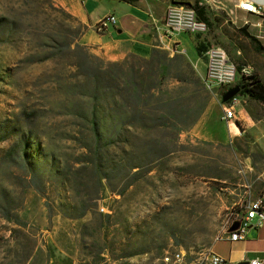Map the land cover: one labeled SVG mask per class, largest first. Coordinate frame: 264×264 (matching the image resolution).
<instances>
[{
	"label": "rangeland",
	"instance_id": "rangeland-1",
	"mask_svg": "<svg viewBox=\"0 0 264 264\" xmlns=\"http://www.w3.org/2000/svg\"><path fill=\"white\" fill-rule=\"evenodd\" d=\"M218 27L187 51L157 43L149 57L111 60L83 43L84 17L60 0H0V264H28L39 247L46 264L60 247L77 264H162L176 250L182 264L207 257L264 169L249 136L218 137L223 94L204 84V52L222 46L261 78L248 34ZM104 86L131 115L96 165L90 117L78 112L103 105Z\"/></svg>",
	"mask_w": 264,
	"mask_h": 264
},
{
	"label": "crops",
	"instance_id": "crops-1",
	"mask_svg": "<svg viewBox=\"0 0 264 264\" xmlns=\"http://www.w3.org/2000/svg\"><path fill=\"white\" fill-rule=\"evenodd\" d=\"M60 1L74 13L84 17L88 29L82 37L83 43L111 60H123L130 54L149 57L157 43H163L167 47H172L173 50L182 51H187L188 41L195 46L197 44L196 34L183 33L173 37L165 35L164 18L169 4L198 1L206 8L212 22L219 26V32L224 33L223 27L229 30L234 27L237 29L245 27L249 33L246 36L247 40H252L251 46L257 50L254 63L264 81V38L257 37L258 29L254 26V23L260 20V16L242 9L239 6L242 0ZM252 1L264 5V0ZM109 14H115L117 22L111 24L105 32L98 31L97 22ZM237 53H242L241 49L237 50ZM204 66L206 70V61ZM217 89L220 93L224 91L223 87ZM237 121L241 123V126ZM225 124L226 130L219 132V138L232 141L234 138L249 136L264 152V100L251 99L249 96L244 100L240 98V102L236 105L235 118L228 121L226 119ZM263 188L264 169L261 174V185L256 187L254 199L263 193ZM211 250L224 256L229 264H238L243 261L251 264L252 260L264 257V225L251 226L244 240L233 241L227 234H223L213 242ZM44 253L45 249L39 247L28 264H46ZM57 254L55 260L51 257L50 264H77L69 247H60Z\"/></svg>",
	"mask_w": 264,
	"mask_h": 264
},
{
	"label": "built area",
	"instance_id": "built-area-1",
	"mask_svg": "<svg viewBox=\"0 0 264 264\" xmlns=\"http://www.w3.org/2000/svg\"><path fill=\"white\" fill-rule=\"evenodd\" d=\"M239 6L250 13L260 16V20L254 23L258 29V38H264V5H259L252 0H242ZM117 22L115 14H109L101 18L96 29L105 32L111 24ZM207 21L198 16L197 10L183 2H173L167 7L164 18V34L170 37L183 33L201 34L209 30ZM206 57V74L204 77L205 86L210 89L218 87H233L237 85L239 68L230 59L227 51L222 46L214 45L209 47L204 53ZM240 74L251 76L252 72L247 68H242ZM240 102L239 94L224 103V117L227 120L235 118L236 105ZM104 207H102V210ZM239 222V226L231 230L232 226ZM264 225V188L263 193L256 199H251L241 211L230 210L224 215L222 233L227 234L233 241L244 240L247 237L251 226ZM217 237V238H218ZM185 259L184 250L167 252L162 258V264H182ZM263 258L252 260L251 264H263ZM200 264H229L227 259L210 250L207 257L200 261Z\"/></svg>",
	"mask_w": 264,
	"mask_h": 264
},
{
	"label": "trees",
	"instance_id": "trees-1",
	"mask_svg": "<svg viewBox=\"0 0 264 264\" xmlns=\"http://www.w3.org/2000/svg\"><path fill=\"white\" fill-rule=\"evenodd\" d=\"M183 3L193 6L197 10L198 16L201 19L207 21L209 26L213 25L212 20L207 14L206 8L198 1L194 3ZM241 30L245 31L249 35L245 27H242ZM198 51L200 54H202V45L198 46ZM240 69L241 68H239V77L236 84L244 87L240 90L239 93L250 95L253 98H256L261 101L264 100V81L255 74H252L248 77L242 75L240 74ZM102 86L103 85L98 83L97 87L101 88ZM103 88V95L106 98L105 103L103 105L99 106L95 103L89 108L88 112L86 111L84 113V110H82V112H78V115H82L83 117H90L88 119L90 122V128L88 127V131L91 133V136L93 137V140L95 142L94 148L91 149V151L95 150L93 162L96 165L101 163V160L106 154V152H109V154L110 152H112L111 147L113 145L114 148L119 147L118 143L116 142L123 133V121L125 117H129V115H131V112H123L120 109L121 104L113 95L114 92L111 87L104 86ZM136 89L137 86H133L132 88H130V96L132 101L135 100L137 96H139V93L135 92ZM149 92L150 90H146L144 93H148L149 95H151ZM144 114L149 116L151 112L147 110L144 111ZM237 123L241 126V123L239 121H237ZM104 145H107L108 151L101 149V147Z\"/></svg>",
	"mask_w": 264,
	"mask_h": 264
},
{
	"label": "water",
	"instance_id": "water-1",
	"mask_svg": "<svg viewBox=\"0 0 264 264\" xmlns=\"http://www.w3.org/2000/svg\"><path fill=\"white\" fill-rule=\"evenodd\" d=\"M244 86H240V85H235L233 87H230L227 91H225L223 93V102H227L228 100H230L232 97L236 96L237 94H239L240 90L243 88ZM239 226V222H236L231 230L236 229ZM238 264H248L247 261H243V262H239Z\"/></svg>",
	"mask_w": 264,
	"mask_h": 264
},
{
	"label": "flooded vegetation",
	"instance_id": "flooded-vegetation-1",
	"mask_svg": "<svg viewBox=\"0 0 264 264\" xmlns=\"http://www.w3.org/2000/svg\"><path fill=\"white\" fill-rule=\"evenodd\" d=\"M224 88V91H222V93H224L225 91H227L229 88H225V87H223Z\"/></svg>",
	"mask_w": 264,
	"mask_h": 264
}]
</instances>
